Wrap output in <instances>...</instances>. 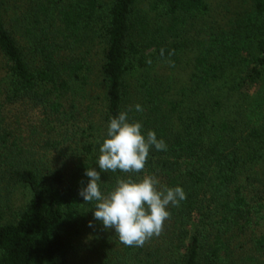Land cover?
I'll list each match as a JSON object with an SVG mask.
<instances>
[{
  "label": "trees",
  "instance_id": "obj_1",
  "mask_svg": "<svg viewBox=\"0 0 264 264\" xmlns=\"http://www.w3.org/2000/svg\"><path fill=\"white\" fill-rule=\"evenodd\" d=\"M121 111L167 148L101 192L186 193L143 246L79 195ZM0 264H264V0H0Z\"/></svg>",
  "mask_w": 264,
  "mask_h": 264
},
{
  "label": "clouds",
  "instance_id": "obj_2",
  "mask_svg": "<svg viewBox=\"0 0 264 264\" xmlns=\"http://www.w3.org/2000/svg\"><path fill=\"white\" fill-rule=\"evenodd\" d=\"M135 110L143 111V108L137 103ZM153 146L156 150L167 148L154 130L149 129L145 134L142 123L130 120L127 111L110 117L99 149L100 171L87 168V185L79 191L84 202H96L94 218L101 221L105 229L114 228L120 242L126 246H143L154 235L159 236L164 222L170 218L168 207L179 206L186 199L181 186L161 185L154 174H144L140 179L119 178L114 189L107 194L101 192L100 172L141 173Z\"/></svg>",
  "mask_w": 264,
  "mask_h": 264
},
{
  "label": "rangeland",
  "instance_id": "obj_3",
  "mask_svg": "<svg viewBox=\"0 0 264 264\" xmlns=\"http://www.w3.org/2000/svg\"><path fill=\"white\" fill-rule=\"evenodd\" d=\"M213 21H214V18L211 19V22H213ZM188 25L189 24H187L186 27ZM191 53H192L191 51L188 52V54H191ZM94 60H95V63L99 62L98 59H96V57L94 58ZM184 64H185V62L182 61V63H180L177 68L176 67L170 68L168 70V72L174 73V71H178L180 69V66L184 65ZM158 70L164 71L162 68H159V69L155 68L154 71H158ZM28 199H29V196H28V193L26 192V190L23 188H19V189L17 188L16 193L12 196L13 201L7 206L8 210H6L5 212L7 214L11 215V214H14L15 212L22 210L23 208L26 207Z\"/></svg>",
  "mask_w": 264,
  "mask_h": 264
}]
</instances>
